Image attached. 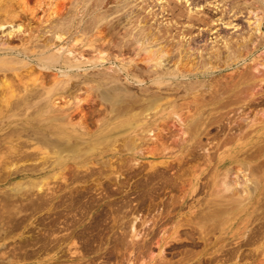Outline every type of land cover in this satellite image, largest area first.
<instances>
[{"label": "bare ground", "instance_id": "obj_1", "mask_svg": "<svg viewBox=\"0 0 264 264\" xmlns=\"http://www.w3.org/2000/svg\"><path fill=\"white\" fill-rule=\"evenodd\" d=\"M39 1L37 3L41 4V1L40 2ZM57 1H59V2H57ZM131 1L132 0H48L47 3L49 5V8H51V10L49 11L47 9L49 12H48L46 18H44V17H42V19L38 18L39 19L38 24L41 23L40 24L41 26L38 25V26H35V28L34 27L32 28L29 17L34 18L35 13H34L33 8H26L27 0H0V12H2V13H0V32H1V35H0V74L1 75L0 76L2 77L0 79V113L5 112L7 110L10 111L9 109L25 110V109L32 108L31 110H34V113L38 114V116H36V117L30 116V119L28 118L29 116L25 114V116H24L25 119L23 117H21L23 119L21 126L18 125L20 123L17 124V122H14L16 117L12 118V117L8 116V118H11L14 120L13 121L14 123L11 122L13 124V127H10L8 132H4L5 140L7 138H10V136H12V135L13 136L15 135V139H11V140L9 139L7 141L2 139L5 141V143H4L5 145L4 144L2 145L0 143V154H3V155H0V167H2V170H3L4 169L3 166L6 164V162L12 163V160H14V159L22 160V161L34 159L33 161H35V158H37L36 157V155H37L36 151H33V149L30 151L29 150L27 151L26 150L27 148L26 149L23 148V147H25L24 146L25 142L23 141V139L20 140V136L22 133H25L27 137L33 138L38 143H41V146L43 145L42 146L43 148L44 147H46V149L49 147H51V149L53 148L51 152L56 155V156L53 155V157H52L53 160H51L50 155L48 154L49 155V157H48V156H46L47 155L45 153L46 151L43 152V154H45L43 156H46V158L47 157L49 158L46 160L47 161L50 160V161H48L49 163H48V165L46 164V166L44 165L45 163L41 161V160L45 159V157H44L43 159L41 158V160H40L41 162H39V163L34 162V164L24 165V166L19 167V168L16 167V169H7V170L5 169L7 172V173L5 172V174H7V176L6 177L3 176V179L5 177V179H4L5 183L8 182L9 180H11L13 178L11 176L13 175V176H18V177H26L27 179H29L28 181L30 183H32V184L37 183L39 185V186L37 185L38 188L39 187L41 188L42 186H45V185L47 186L49 183L45 182L44 180L47 179L48 177H50L49 170H51L52 167H59V168H61V170H63L62 168H65L67 166V161L69 162V160L66 161V159L72 158L71 153H73V155L78 154V149L80 148L81 143H83L84 145L88 144V142H90V137L91 138L93 137V139H94V137H96L97 134H100V137L103 134L109 136L110 134H112L114 132V130L117 129V125H118V124H116L117 121H120L119 125L121 124L124 127L123 128L121 125L119 126V128L122 127V129H123L122 130L123 132L119 131V133H123V134L126 133L127 134L126 138L129 139L130 141H132L130 143L134 142L135 146L137 144V143H135V142H137V141H135L137 138H138V140L142 139V141H143L146 138V136H150L149 138L147 137L146 140L152 139L155 142L156 138L161 136V134H159L158 132H156L157 134L153 133V131L156 129H155V127H152V125L153 126L158 125V123L157 124L155 123L156 120H162V123L165 122L164 121L165 115L162 116L161 113L174 112V110L177 108L179 109V108L186 107V108L195 110V112L198 111V113H199V111H203V112L207 111L208 113H210V112L215 113L214 111H217V110L219 111L221 109H225V111L227 112V113L225 112V114H229L228 111L238 112L237 110H240L239 114L236 113L237 117L231 116L228 118V116L223 114L224 116L221 118V120L219 119V122H218L220 124L216 125L215 127H218V126L222 127V126L227 125V124H230V125L232 124V126H234L235 129H238L240 132L243 128H245V129L247 128V132H248L249 126H252V124H253L252 123L253 119L250 118V119H252V122L250 120H248L247 118H249V117L242 115L243 111L244 110L250 111V109L256 110V107H259V108L261 107V110H263L262 108L264 106V60H258L259 58H256L258 56L255 57L256 52H258L259 50H262L264 48V0H226V1L217 0L216 2L223 4L224 8L220 9L221 10L220 11L219 7H218L217 8L218 10H216V12H215L218 16L214 17L213 16L214 13H213V15L210 14L213 16L212 18L206 17V15H205V17H203L202 15H199V16H201V18H200L197 15L198 13L194 14L195 16H192L193 13L190 14V16H188L186 14V12H185L186 17H185L182 14L183 11L181 10L182 11L181 12L179 10L181 12L179 14L182 15V17L184 16V18H187L186 21H188V23L190 22V25H189L190 28L187 27L188 23L186 22L187 23L186 28H184V31L181 30L183 33L187 32V33H185V35L188 33L191 34L192 27H194L195 25H201L202 28H204V29L200 28L201 30L198 33L196 32L197 33V36L195 35L196 38H191V35H190L189 38H191V39L187 40L188 43H186V45L179 42L180 41L179 40L178 42L181 43V44H179V46L174 45V44H168L169 42H166L168 44L167 47L163 46L161 44L160 40L165 38L166 32L168 30H170V28L173 26L172 22H171V25H172L171 27L170 26L166 27L164 25L163 26L158 25L159 27L156 26L157 30L154 28L155 29V31L153 30L154 32H152V31L150 32L149 29L147 31V29L143 28V27H141V28L139 27L140 29L138 31L136 29V31H137L136 33L134 32L135 30L133 31L134 33L131 32L133 28L131 30L127 29L126 25L129 24L130 22H132L129 20L131 18H133V16H137V18H139L138 16L141 14L142 8L144 9V6L146 5V3L144 1V4H142V6H140L138 8V5L141 4V1H139L140 3L137 2V4L139 3L138 5H135V4L130 5ZM162 1H160V3H158L159 8L157 7V9H159V12L158 11L156 12L157 13L156 16L159 13H160V16H163V15L167 16V13L170 11V12H172V13H170V15L173 17L174 16L173 11H174V14H175V12L177 13V11L173 10L175 8V6L173 9H170L172 7V5L167 4V3L165 4ZM167 1H165V2H167ZM180 1H184L188 5V7L191 6L192 7L191 10H193V8H195V9L197 8L196 7V5H197L196 1L194 2V0H180ZM197 1H199L201 3L200 0H197ZM204 2H206V1H204ZM67 3H69L70 5L68 4L69 6H67ZM81 3H83V6H80ZM87 3L89 4V6H87ZM154 3L157 4L156 2H154ZM149 4L146 6L148 7ZM207 5H208V3H207ZM200 6H202V5H200ZM81 7L83 8V10H85V8H86V10L90 11V12L87 11V14H88V12H89V14L91 13L89 15L91 17L90 18L91 19L90 20V24H91L90 26L92 28L91 30L95 34H94V39L92 41L89 40L87 43H85V45L87 47H90V50L93 51L94 53L96 52V54H95L96 56H95L94 60H89V59H87L86 56H85L86 59L83 57L84 53H82V51L85 50L84 48L82 49V47L84 46L83 44L80 46H78L79 44L77 45L78 49H79V51H78L79 56L77 55V51H76L77 49L73 50L71 48H65L63 46L64 42L62 41V39H64L65 34L70 35V32L73 33L74 30H76V32H79V33H82V32L84 33L83 30H85V29L87 30L90 27L89 26L88 28L87 27L85 28V26H84L85 21L83 22V20L85 18L84 17L85 15H83L84 12L82 14L83 10H81ZM205 7H206V5H205ZM90 9H92V10H90ZM213 9L215 10V8H213ZM256 9H261L262 13L260 15H262V16H260V18H258L256 20V22H254L255 23L254 26L252 27L250 25L249 20L246 22V24L244 23L245 25H247L246 26L247 28H250L249 26H251V28H253L252 33H250L251 34L250 36L248 34V37H245V38L242 37L240 39L233 40L231 37H228L230 35H226V33H225L226 30L227 31L238 30L237 28L240 27L239 23L235 22L237 20L236 19L237 17H243V19L244 18L247 19L248 15L249 16L251 15V11H254ZM45 11H46V9H45ZM191 12H189V13H191ZM70 13H72L71 14L72 18L69 17V16H71V15H69ZM113 13H117V14L119 13V14L115 18L111 17L112 19H108V17H110V15ZM142 13H143V11H142ZM57 15H58V17H56ZM152 15H153V17H151V18H154L153 13H152ZM156 16H155V18H156ZM164 16H163V18H164ZM175 16H178L179 19L178 18L177 19L180 21L181 16L176 15V14H175ZM207 16H209V15H207ZM24 17L27 18L26 21H25L26 18L24 19ZM143 17L144 16H141L140 19L141 18L143 19ZM257 17H259V16H257ZM142 19H141V21H142ZM243 19L239 18V20H243ZM154 21L155 20H153V23L155 24V22H157V21H155V22ZM182 21H184V20H181L180 22H182ZM46 22L48 23L47 25H46ZM240 22H243V21H240ZM42 23H45V24L42 26ZM177 23L179 24V22H177ZM132 24L134 25V22ZM138 24H139V22H138ZM244 24H242V25H244ZM251 24H252V22H251ZM135 25H136V20H135ZM143 26L145 27V25H143ZM146 27L149 28V25H146ZM150 27H151V25H150ZM184 27H185V25H184ZM122 28L125 31L123 32L122 35H120L119 31H120V29L122 30ZM241 28H242V26H241ZM243 28L241 29V32H239V33H242ZM172 29H174V28H172ZM176 30H173V31L177 32ZM221 30L224 31L223 35L225 33V35L223 36L222 42H220L222 45L219 44V46H217L218 45V43H217V45H216L217 47L215 45H213V47H210V45L207 46L206 42H209L212 38L211 39L209 38V41H207L208 37L205 38V35L211 31V33L215 39L222 32ZM80 31H82V32H80ZM106 32H109L112 35L113 34L117 35V38L115 40H113L111 38L107 39V36L105 37V35H104ZM169 32H167V33H169ZM193 34L194 33L192 32V35ZM242 34H244V33H242ZM112 35H111V37H112ZM168 35H166V37H169ZM235 36H237V35H235ZM244 36H245V34H244ZM210 37H212V36H210ZM232 37H233V35H232ZM173 38H174V36H173ZM173 38L171 37V42H173L172 41ZM54 39H56V41L58 42V43L54 42L57 45L52 42V40L54 41ZM181 39H182V37H181ZM187 39H188V37H187ZM218 39H219V37H218ZM13 40L21 41L22 43L20 46L19 45L18 46H15V45L11 46V43L13 42ZM165 41H167V40H165ZM201 41L203 42L202 44L204 46H202L201 43L198 44ZM216 41H214L215 44H216ZM27 42H30L31 44L33 43L32 44L33 46L29 43L33 48L30 49L29 46L23 47L25 43L27 44ZM214 42H212V43H214ZM9 43H10V45H9ZM79 43H80V41H79ZM184 43H185V41H184ZM133 45H134V47H133ZM154 46L155 47L157 46V47L154 49ZM175 46H177V47H175ZM103 48H107L109 50L111 48H115V49L117 48L118 52H119V50L120 51H130V52L132 51V52H134L135 55L139 56L137 61H139L141 64L139 62H137L136 59L131 58L130 56H129V59H127V58L124 59L125 57L124 58H118L114 54L107 53L106 52L107 50L105 51V49H103ZM110 51H112V50H110ZM196 51H197V53H195ZM203 51H206V52H203ZM195 59L197 61H194ZM107 64H115V66H111V65L106 66ZM34 70H37L38 72H41L42 74L39 75L38 77H36V79L33 78V80H31L32 83L28 82V81L27 82L29 84L27 82H24V80H23L24 74L34 72ZM226 71H229V73L226 74L225 73ZM218 75H221L222 77L220 76V78H216ZM91 80L94 81V83H96L95 86H93L94 83L93 84L91 83V86H89L90 83L88 81L92 82ZM81 84H85V85L89 84L88 88L94 87L96 94H94L93 96H95V95L96 96L93 98V96H91L92 95L91 94L89 97V94L85 93V95H84L85 97L78 98L76 91L78 89H80L79 87ZM197 87H199V90H200V92L198 94V89H197V95L200 96V99H198V98L196 99L195 97H193V98H195V100L190 101V102L189 101L178 102L175 99H168L169 95H171L170 96V98H171L172 95H175L173 93H177L178 90L189 92V91H192V89L197 88ZM86 90H87V88H86ZM179 93H181V92H179ZM63 94H65L67 96H72L74 99L73 102L75 103V106H68L67 108H65V107L63 108L62 104L61 105L59 104V102H61L63 100V99H61L63 97ZM61 95H62V97H61ZM55 96H57V97H55ZM181 96L183 97V96H185V94L182 93ZM186 96H187V94H186ZM191 96H196V95L194 94ZM13 97L15 98V100L14 99L12 100ZM159 97L160 98L162 97L163 99L161 98L160 99L161 101H159ZM67 100H65V105L66 104L70 105L71 104L70 100L69 101H67ZM95 100H99V102L100 101L106 102L107 107L103 106V108L101 109V107H102L101 105H103V104L100 105L101 102L100 103L98 102V105H100L101 107L99 109H97V107H96L95 109H96V112H98L100 118L98 117V119L95 120L97 122H96V127H94V128H96L94 130L96 131L97 134L95 136H91L92 133H90V132L92 130L88 131L90 129L87 128L88 125L86 124V122H87V115L85 113L86 111L84 112L82 110L81 106H82L83 102H87V103L93 102L94 103ZM63 106H64V104H63ZM71 107L72 108L75 107V111L78 108V111L80 112V118L81 119H80V121L79 120L76 121L77 123H73V121H71L72 112H71V115L69 113L70 110L68 112V109H71ZM150 107H152V108H150ZM148 108H149V110L154 109V108H159V111L154 112L153 114L151 113V115L150 114L146 115L149 112V110L146 113L144 111H147ZM154 110H156V109H154ZM73 111H74V109H73ZM25 112H26V110H25ZM119 114L121 115L120 118H119V116H120ZM142 114L145 115L144 116L145 119L141 121L139 119V116ZM166 114L169 116V113H166ZM217 114L220 115L219 112ZM217 114H216V116H217ZM231 114H233V113L231 112L230 115ZM117 115H119V116L117 118V121H115V123H110L113 121L107 120L109 118H112V116L116 117ZM122 115H123V117H122ZM201 115L202 114L199 115L200 117L198 116L199 117L198 121L202 123L206 119H208V115H207V117L205 116L204 118L203 117L201 118ZM259 115H260L258 117V119H260L259 122H261V126H264V112L262 111V114H259ZM5 118L7 119V117H5ZM219 118H220V116H219ZM94 119H95V117H94ZM225 119H227V123H225L226 121L224 123L222 122L224 124L223 125L220 121H224ZM19 120L20 121H18V122H21V119H19ZM123 120H125V121H123ZM255 120H257V118ZM5 121L7 122V120H5ZM193 121L195 123H198L197 117ZM8 122L9 123H7V125L10 126V121L8 120ZM142 122H144V123H142ZM162 123H161V125H162ZM188 123H186V124H188ZM149 124H150V126H149ZM168 124L169 123H167L166 125H168ZM213 124H215V123H213ZM213 124L210 126H214ZM205 125H206V123H205ZM8 126L6 128H8ZM125 126H127V127L129 126L128 129L127 128L125 129ZM194 126H195V124H194ZM1 127H3V126H1ZM1 127H0V129H3ZM166 127L167 126H165V128H163V129H166ZM188 127L191 128L192 125H190V123H189ZM6 128H5V130H6ZM119 128L117 130H119ZM129 128H131V129H129ZM152 128H154V130ZM168 128H170V127H168ZM91 129H93V128H91ZM175 129H177V127ZM191 129H189L188 131L190 132ZM197 129H198V127H197ZM157 130H159V129H157ZM95 131L93 133H95ZM226 131H229V129ZM167 132L168 131L164 132V134ZM231 132H234V130ZM231 132H229L231 135H229L228 140L229 141L238 140L239 138H237V139L235 138L238 136V133L234 134ZM169 133H170V131H169ZM190 133L192 134V131ZM217 133H219L218 130H217ZM174 134H176V132L173 133V136L171 135V137H174ZM219 134H221V133H219ZM1 135H3V133ZM92 135H94V134H92ZM139 136H142V138H139ZM164 136H163V139H164ZM167 136L168 135H166V137ZM179 137H181V135ZM218 137L220 138V135ZM110 138H112V137H109V139ZM115 138L116 137H114V139ZM168 138H169V136H168ZM250 138L251 139H249L248 142H245L243 144L238 143V144H235L234 146H231L227 150V153L224 156L219 157L217 159L215 165L213 166V169H212V176H213L212 178L213 179L211 178L212 179L211 183L215 182V178H216L217 174H218L217 176H219V174H222L224 177L222 175H220V177H223L221 179V183L224 185L223 189H224V191H227V193L225 192L224 194H221V193L219 194L216 191L215 194H213L212 196L208 195L206 198L201 200L199 198H196V194L198 192L197 191V183H199V176H197V175L193 176L194 174L193 175L191 174V176H193V177L190 178V181H189V179H187V182L189 183L188 184L189 187L186 188L185 190L183 189V191H182L183 195L181 196V198H182L181 204L185 203L188 199L194 198V197L196 198V199L195 198L194 199L199 204L201 203L203 205L204 204L203 202L205 201L206 202L205 205L202 208H199L197 210L195 209L196 212L194 211V214L190 215V216H193V218L195 217V219L199 218L201 220H206L207 222L205 224L201 223L198 225L195 222L193 223L191 218H188V219L186 218V219H184L183 222H179L181 220L177 219V221L175 222L176 223L175 225L177 228L181 227V226H186L187 228H185V230H183L182 233L185 235V237L190 238V239L193 238L194 231L198 230L199 231L198 233H200L199 238L202 239V241L204 242V248H207L208 245L210 247V244H211L210 241L211 240H209V242H208V238H209L208 236L213 233V231H214L213 229L216 230V228L218 226L217 224L223 223V222H221L222 219L217 220L218 217L220 216L219 218H221V216L225 212L227 213V212L234 211L235 208L238 207V205L236 206V204H239L240 202H242V204H243L247 200H249L250 195H251V193L249 191L251 189L253 190V187L256 188L255 182L251 181V179H250V181L254 183L253 185L251 183H249L248 181L243 182V183L240 181V178H238V177H239L241 172L239 173V175L237 172L235 174L236 176L232 174V176H234V177L230 176L231 175L230 173H232V171L234 169L233 167H235L234 165H236V167H237V166H240L242 164H245L243 162V160H245L246 158L247 159L252 158L255 156V154L257 152H260L261 150H263L262 149L263 146H261V145H263L264 143H261V145L258 144L257 146H256L257 143H254L255 140H258V136L257 137L251 136ZM182 139H184V138L182 137ZM100 140H102V139L100 138ZM152 140H150V142H152ZM157 140L159 141V138ZM176 141H177V138H176ZM176 141L174 140V142H176ZM182 141L184 142L186 140H182ZM187 141H189V139ZM199 141H201V140L199 139ZM199 141L193 142V144H195V146H193V147L190 145L192 147V149L190 150V153L188 152L189 154L184 155V153H183V155H184L183 158H181V159H180V157H179V159L175 158V160L178 161L176 163L177 168L174 167L175 166L174 162H176V161L173 162L172 161L173 159L169 160V161H172L173 164L170 163L169 161H168L169 163H167V162H165V160H163L164 161V162L162 161L163 162L162 164H164L163 167L166 168V169L163 168L164 171H166L167 168L168 169L172 168V166L174 165L173 167L177 170H180L182 173L187 171V170L191 172V170H192L191 167L189 166L190 167L189 168L187 166L189 164V161L195 162L196 160H199V158L201 157V154H203V156H205L204 152L200 154L198 152L200 150H197V147H198V149H200L199 147L203 145V144H200L202 142L199 143ZM127 142H129V141H127ZM140 142L138 141V143H140ZM144 142H142V143H144ZM148 142L149 141H147V143ZM154 142H152V143H154ZM160 142L161 141H159V144H160ZM162 142H163V140H162ZM226 142H228V141H226ZM96 143H98L97 140H96ZM224 143H221V144H224ZM163 144H161V146ZM179 145H180V143H179ZM259 145H260V147L257 148ZM91 146H95V145L87 146L86 150L88 151L89 148H92ZM187 148H186V150H187ZM37 149H39V148H37ZM37 149H34V150H37ZM162 149H165V148H162ZM90 150H92V149H90ZM114 150H116V149L114 148ZM128 150H130V149H128ZM138 150H140V147ZM201 150H202V148H201ZM43 151H44V149H43ZM63 151L70 153L69 158H64L65 154H63V153H62V155H60V153ZM87 151H85V152L83 151L84 154L87 153ZM149 151H150V149L148 150V152ZM89 152L90 151H88V154H90ZM137 153H134V152L132 153L130 151V153H128L129 156H124L123 158H126V159H128L130 157L135 158L137 156ZM149 153H151V151ZM152 154H153V152H152ZM258 156H260V155H258ZM39 157H42V156L39 155ZM74 157H75L74 159L76 161V156H74ZM78 158L79 157L77 156V159ZM87 158L85 157V159H87ZM202 158H200V159L202 160ZM208 158H209V156H208ZM119 159H121V157ZM8 160H9V162H8ZM122 160H120V162ZM70 161H71V159H70ZM75 161L72 160L71 163L74 162L73 165L76 166V168L85 166L86 169L84 168V172H87L86 170L89 168L88 163H86L87 160H86V162L81 160L80 163H82V164H80V165H75ZM78 161H80V160H77V162ZM112 161L110 160L108 162V166L106 165L108 168H110V170H111V168L113 169L115 167ZM126 161H128V160H125V161L123 160V162L121 164L119 163L120 165L117 167L122 168V167L127 166L128 168L131 167L130 168V170H131L133 163L131 162L132 164L129 165V164H126ZM203 161L204 160H202L201 163ZM106 162H105V164H106ZM187 162H188V164H187ZM194 162H193L192 167L195 168L196 165L198 164L197 163L198 161L195 162L197 164H195ZM11 163H9V164H11ZM262 163H263V161H262ZM105 164L103 163L102 165H105ZM138 164H140V163L138 162ZM209 164L210 163L208 162V165ZM148 165L150 167V170H151V168L154 169L156 167L155 163L151 162V161L148 163ZM156 165H158V164H156ZM247 165H249V163L246 164V169H247ZM259 165L261 166L262 164H259ZM139 166H141V165H139ZM139 166L137 165V168ZM257 166H258V164H257ZM198 167L199 166L197 165V168ZM255 167L256 166H254V168ZM9 168H10V166H9ZM158 168H159V166L157 167V169ZM251 168H253V165L250 167V171L252 170ZM221 169H223V171ZM235 169L237 170V168H235ZM238 169H240V168L238 167ZM133 170L135 171V168ZM133 170H131V171H133ZM158 170H160V168ZM158 170H156V168H155V171H158ZM219 170H221L222 172L221 171L219 172ZM248 170H249V168H248ZM116 171H117V169H116ZM164 171L160 170V173L164 172ZM53 172L55 173L54 170H53ZM70 172H71L70 173L71 177L76 176V174H75L76 171L75 172L70 171ZM82 172L80 171L79 174H81ZM104 172H105V170H104ZM110 172L113 173V172H115V170L113 169ZM233 172H235V171H233ZM156 173H154V174H156ZM177 173H178V171H177ZM251 173H252V171H251ZM114 174H116V173H114ZM154 174H152V175H154ZM116 175H117V177L120 176V175L118 176V174H116ZM149 175H150V173H149ZM149 175H148V177H149ZM164 175H165V173H164ZM64 176H65V174H64ZM176 176L178 179H180V180L182 179L181 180L182 184L187 183L186 181H184L183 178L180 177V175H176ZM0 177H1V175H0ZM61 177H59L60 180L63 183H67L66 177H63V174ZM114 177H116V176H113V179L115 180L116 178H114ZM1 178H0V180H1L0 182H2ZM172 178H170V179H172ZM42 179L44 182L42 181ZM158 179H159V177H158ZM60 180H59V182H60ZM166 180H167V178H166ZM241 180H243V179H241ZM219 181H220V179H219ZM16 182H19V181H16ZM39 182H40V184H39ZM57 182H58V180H57ZM216 182H217V180H216ZM216 182H215V185H217ZM179 183H180V181H179ZM59 184L60 183H58V185ZM173 184H174V182H173ZM204 185H206L205 182H204ZM221 187H222V185H221ZM221 187L219 189L220 191H221ZM237 187H239V188H237ZM203 188H204V186H203ZM213 188H214V186H213ZM202 189L200 191H203ZM237 189L240 190L238 193L241 192V195H242L241 197L240 196L237 197L239 195L238 193H236ZM21 194H23V193H21ZM14 195H16V194H14ZM20 196L21 195H19V198H20ZM55 196H56L55 192L53 193V191H52L51 193H49L47 195L43 194L42 196L37 197L38 199H36L34 202H33V200L36 197H34V199L33 198L31 199V197L30 198L27 197V199L29 198L30 202L32 204L34 203V205H35L36 201H39L38 202L39 204L41 202H43L42 199H44L45 201H50V200L52 201ZM205 196H206V194H205ZM137 198H139V197H137ZM201 198H203V197H201ZM129 201H130V199H129ZM174 202H173V204H174ZM38 203H37V205H38ZM167 206H169V205H167ZM171 207L172 206H170V208ZM163 211H165V210H163ZM163 211L158 214L159 217H157L158 219L156 220L155 224L162 223V222L164 223V221H168L170 218V217L168 218L169 214H173L172 209L167 208V210L165 212H163ZM191 211H193V210H191ZM233 213L235 214V212H233ZM215 218H217V219H215ZM211 219H215V220L212 221ZM210 220H211V222H210ZM223 220H224V218H223ZM228 220L229 219L226 220L227 223H228ZM230 221L232 222V220H230ZM208 222H209V224H207ZM261 222H264V220L260 221L259 223H261ZM215 223H216V225H215ZM224 223H226L225 220H224ZM259 225L260 226L257 229H255L254 231L252 228H250V229H252L253 232H250L248 237L246 235V237H247L246 239L243 238V237H245V234H243L241 236L244 239L242 243H241V241H240L241 239H240L238 241V242H240V244L237 242L236 244L234 243L235 244V247L233 246L234 248L230 247L231 251H234V252L229 253L230 256L235 255L237 250L240 248L241 244H249V243L253 242L254 239H257V238L259 239L260 236H261L260 238H262V236L264 235V223H261ZM129 226H131L130 228L128 227L129 230L131 229V230H134V232H135V229H134L135 227L132 224ZM121 228H123V227H121ZM226 229L227 228L225 227V231H226ZM151 230H152V228H151ZM207 234H208V236H207ZM246 234H248V233L246 232ZM219 236H222V235H219ZM174 237H175V235H174ZM120 238H124V237L122 236ZM136 238L140 239L139 237H136ZM219 239L220 238L217 237V238H215V241H217ZM146 240H147L146 236L142 238V242L140 241L141 243L137 239H135V240L132 239L131 244H129V245H131L130 247L133 249L134 248L139 249L140 251L142 249L146 250L145 248H148V246H150V245H148V243L151 242V240L148 242ZM259 240H262V239H259ZM121 241L119 240V242L122 245ZM125 242L126 241L124 240L123 241L124 245L126 244ZM215 244H217V243H215ZM124 245H123V248L126 247ZM219 245H221V243H219ZM215 246H218V244ZM223 247H224V245H223ZM218 248H219V246H218ZM226 248H228V247H226ZM117 250H118V247L115 250V252H116V253H114L115 256L119 255L117 253L121 252V249L118 251ZM122 252H123V249H122ZM188 252H190V251H188ZM198 252L199 251H197L194 254H197ZM138 254H139V252H138ZM194 254L191 252V253L187 254L186 256L183 255L187 258V263H189V260H191L192 258L194 259ZM197 255H195V257ZM187 256L190 258H188ZM51 257H53V256H51ZM50 259L51 258L48 257V260H50ZM180 259L182 260V257ZM195 259H197L198 260L197 262H199L198 257ZM181 260H177V261H181ZM95 262H96V260H95ZM164 262H166V261L159 259L157 264H162ZM192 264H193V262H192Z\"/></svg>", "mask_w": 264, "mask_h": 264}, {"label": "rangeland", "instance_id": "obj_2", "mask_svg": "<svg viewBox=\"0 0 264 264\" xmlns=\"http://www.w3.org/2000/svg\"><path fill=\"white\" fill-rule=\"evenodd\" d=\"M38 1L39 0H27V4H26V8H33L34 9V13H35L34 14V18H30L29 17V20H30L32 28L33 27L35 28V26L40 25L41 23L38 24L39 19H42V17L46 18L48 12L51 10V8H49V5L47 3L48 0H40L41 4L37 3ZM132 1H131L130 5H134V4L138 5L140 3L139 1H141V4L138 5V8L140 6H142V4H144V1H145L146 5H148L150 3L152 6L150 4H149L148 7L145 5L147 8L145 6H144V9L142 8L143 13L141 11V14L138 16L139 18H137V16H133V18H131L129 20V21H132V22H130L129 24L126 25L127 29L131 30L133 28L131 32L132 33H134V32L136 33L141 27H143V28H146L147 31L149 29L150 32L151 31L154 32L155 29L157 30V27H159L158 25H162V26L164 25L166 27H168V26L171 27L173 25L170 28V30L167 31V32H169V31L170 32L169 33L166 32V35L169 34L168 35L169 37H166V35H165V38L160 40L161 44L163 46H166V47H167L168 44H174V45H178L179 46V44L182 43V44L186 45V43H188L187 40H190L191 38H196L197 33L201 30L200 29V28H202L201 25H195L194 27H192V32L194 33L193 35H192V32H191V34L188 33L186 35H185V33H187V32H184V33L182 32V31H184V28H186L187 23H188V21H186L187 18H184V16L186 14L188 16H190V14L193 13L192 16H195L194 14L198 13L197 15L200 18H201V16H199V15H202L203 17H205V15H206V17L212 18L213 16L214 17L218 16L215 13L216 10H218L217 9L218 7H219V10L224 8L223 4L216 2L217 0H200L202 4L199 1L194 0V2L196 1L197 5L199 3L200 4L198 5L199 7L196 5L197 8L196 9L193 8V10H191L192 9L191 6L188 7V5L184 1H180V0H168V1L167 0H163V1L162 0H158V1L157 0H136V1L132 0ZM153 1L156 2L157 4H155ZM160 1L164 2L165 4L167 3V4L172 5V7L170 9H173L174 6H175V8L173 10L177 11V13L175 12L176 15L181 16L180 17V21L184 20V21H182L183 23L178 20L179 18H178V16H175L174 11H173V15H174L173 17L170 15V13H172L170 11L167 13V16L163 15L164 18H163V16H160V13L156 16V14H157L156 12L157 11L159 12V9H157V7H158V3H160ZM165 1H167V2H165ZM202 1L203 2L206 1V2L203 3ZM224 1H226V0H224ZM57 2H59V1H57ZM137 2H139V3L137 4ZM88 3H87V6H89ZM207 3H208V5H207ZM68 4L69 3H67V6L70 5V4L69 5ZM200 5H202V6H200ZM205 5H206V7H205ZM80 6H83V3H81ZM212 7L215 8V10ZM45 9H46V11H45ZM81 10H83L82 7H81ZM90 10H92V9H90ZM179 10L183 11V13H182L184 15L183 17H182V15L179 14L182 11L180 12ZM87 11H89V10H86V8H85V10L82 11V14L84 12L83 15H85L84 16L85 18L83 20V22L85 21L84 22L85 28L86 27L88 28L91 25L90 24V20H91L90 18L91 17L89 16L91 13L89 14V12H90L89 11L88 14H87ZM185 12H186V14H185ZM189 12H191V13H189ZM0 13H2V12H0ZM152 13L154 14V18H151V17H153ZM213 13H214V15H213ZM261 13H262L261 9H256L254 11H251V15L252 16L248 15L247 19L246 18L243 19V17H237L236 18L237 20L235 22L239 23L240 27L238 26L239 28H237L239 31L238 30H233V31H231V30L227 31L226 30L225 31L226 35H230L228 37H231L233 40H235V39L237 40V39H240L242 37L243 38L248 37V34L250 36L251 35L250 33H252V29H253V28H251V26L253 27L254 24H255L254 22H256V20L258 18H260V16H262V15H260ZM71 14L72 13H70L69 15H71ZM118 14L117 13H113V14L110 15V17H108V19H112L111 17L115 18ZM210 14H212L213 16L210 15ZM207 15H209V16H207ZM141 16H144L143 19L141 18L142 21L140 19ZM155 16H156V18H155ZM257 16H259V17H257ZM56 17H58V15ZM69 17L72 18V15L69 16ZM25 18L26 17H24V19ZM239 18L243 19V20H239ZM26 20H27V18L25 19V21ZM135 20H136V25L139 22V24L137 26L135 25ZM153 20L157 21L158 23L154 21L155 24L157 23L155 25L153 23ZM248 20L250 21V25L251 26H249V27L251 29L247 28L246 27L247 25H245ZM240 21H243V22H240ZM133 22H134V25L132 24ZM171 22H172V25H171ZM177 22H179V24ZM251 22H252V24H251ZM44 24L45 23H42V26ZM47 24L48 23L46 22V25ZM242 24H244V25H242ZM143 25H145V27ZM146 25H149V28L146 27ZM150 25H151L152 28L150 27ZM184 25H185V27H184ZM189 25H190V22L188 23V26H187V27L190 28ZM241 26H242V28L244 27L242 33H244L245 36H244V34L239 33V32H241V29H242ZM172 28H174V29H172ZM88 29L87 30L86 29L83 30L84 33L82 31H80L82 33H79V32H76V30H74L73 33L70 32V35L69 34H65L64 35V39H62V41L64 42L63 46L65 48H71L73 50L77 49L76 51H77V55L78 56H79L78 46L83 44L84 46L82 47V49L83 48L85 49V50L82 51V53L85 54V55L83 54V57L85 59L87 57V59H89V60H94L95 56H96L95 55L96 52L94 53L93 51H91L90 47H87L85 45V43H87L89 40L92 41L94 39V34L95 33L91 30L92 29L91 26ZM136 29H137V31H136ZM202 29H204V28H202ZM173 30H176L177 32H174ZM124 31L125 30L123 28H122V30L120 29L119 34L122 35ZM223 32L224 31L221 32L222 34L221 33L219 34V36H218L219 39H218V37H216L214 39L211 31L209 33H207L206 34L207 36L205 35V38L208 37L207 41H209V38L210 39L212 38L210 40L211 42L210 41L206 42L207 46L210 45V47H213V45L216 46L217 43H218L217 46H219V44H221L220 42H222L223 36L225 35V33L223 35ZM106 33L104 35H105V37L107 36V39L111 38V39L115 40L117 38V35H114V34L112 35L109 32H106ZM0 35H1V32H0ZM111 35H112V37H111ZM190 35H191V38H189ZM232 35H233V37H232ZM235 35H237V36L239 35V36L237 37ZM173 36H174V38H173ZM210 36H212V37H210ZM171 37L173 38L172 39L173 42H171ZM181 37H182V39H181ZM187 37H188V39H187ZM165 40H167V41H165ZM183 40L185 41V43H184ZM79 41H80V43H79ZM178 41L181 42V43H179ZM214 41H216V44H215ZM52 42L53 43L54 42L58 43L56 41V39H54V41L52 40ZM166 42H169V43L167 44ZM212 42H214V43H212ZM10 43H9V45H10ZM21 43H22L21 41L13 40V42L11 43V46H14V45L15 46L19 45L20 46ZM29 43L30 42H27V44L25 43L26 45L24 44V46L23 45L22 46L23 47H25V46L28 47L29 46L30 49L33 48L32 47L33 43L32 44L30 43L32 46ZM56 43H54V44H56ZM200 43L202 44L203 42L201 41L198 44H200ZM202 46H204V45L202 44ZM133 47H134V45H133ZM156 47L154 46V49ZM175 47H177V46H175ZM103 49H105V51L107 50L106 51L107 53L114 54L118 58H124L125 57L124 59H126V58L129 59V56H130L131 58H134L137 61V59L139 57V56L135 55L134 52H132V51L130 52V51H120L119 50V52H118L117 48H116L117 50L115 48H111L110 50H112L113 51L112 52V51H110L107 48H103ZM263 50H264V48L262 50H259L258 52H256L255 57L258 56V57H256V58H259L258 60H264V51ZM203 52H206V51H203ZM195 53H197V51ZM194 61H197V60L195 59ZM137 62H139V61H137ZM109 65L115 66V64H107L106 66H109ZM225 73L228 74L229 71H226ZM41 74H42L41 72H38L37 70H34V72H30L28 74L27 73L24 74L23 80H24V82L28 81V82L32 83L31 80H33V78L36 79V77H38ZM220 76L221 75H218L216 78H220ZM1 78L2 77L0 76V79ZM88 82L90 83V85L88 84L89 86H91V83L92 84L94 83V81H92V82L88 81ZM95 84L96 83H94L93 86H95ZM88 85H85V84H81L80 85V87H79L80 89H78L76 91L78 98L85 97L84 96L85 93L89 94V97H90L91 94H92L91 96L96 94L94 87L88 88ZM86 88H87V90L88 89L89 90L87 91ZM197 89H198V94H199V92H200L199 87L194 88V89H192V91H189V92L188 91L185 92V91L178 90L177 93H173L175 95H172L171 98H170L171 95H169L168 99H175L178 102H180V101L181 102L182 101L183 102H186V101L190 102V101L195 100V98L196 99L197 98L200 99V96L197 95ZM179 92H181V93H179ZM182 93H184L185 96L182 97L181 96ZM178 94L179 95L181 94V95L179 96ZM186 94H187V96H186ZM194 94L196 96H191V95H194ZM57 96H55V97H57ZM95 96H93V98ZM61 97H62V95H61ZM193 97H195V98H193ZM161 98L159 97V101H161L160 100ZM13 99L15 100L14 97L12 98V100ZM61 99H63V100L61 102H59V104L60 105L62 104L63 108L64 107L67 108L68 106H75V103L73 102L74 99H73L72 96H67V95L63 94V97ZM65 100H67V101L70 100L71 104L70 105L69 104L65 105ZM98 102H99V100H95L94 103L93 102L92 103L91 102H89V103L83 102V104L81 106L82 110L84 112L86 111L85 112L86 115H87L86 124L88 125L87 128L90 129L88 131L92 130L90 133L94 134V135L91 134V136H95L97 134L96 131L94 130V129H96L94 127H96V122H97L95 120L98 119V117L100 118V116H99L98 112H96L95 108L97 107V109H99L102 106L101 107V109H102L103 106L107 107L106 102L102 101L103 102L102 103L100 101L101 102V103L99 102L100 105L103 104L101 106L98 105ZM63 104H64V106H63ZM150 108H152V107H150ZM31 109L32 108L25 109L26 112H25V110H20V109H17V110L16 109L15 110L9 109L10 111L7 110L5 112L0 113V121H1L0 125L3 126V127L0 126L1 128H3V129H0V131H1L0 132V140L2 141V142L0 141V143L2 145L5 143V141H7L9 139L10 140L11 139H15V135L14 136L12 135V136H10V138H7L5 140V135H4V132H8L10 127H13L12 123L17 122V124L20 123L18 125L21 126L22 125L21 123L23 121V119L21 117L24 118L25 114L29 116L28 117L29 119H30V116H32V117L38 116V114L34 113V110H31ZM73 109H74V111H73ZM154 109H156V110H154ZM154 109L149 110V108H148L147 111H144V112L146 113L149 110V112L146 115H148V114L151 115V113L153 114L154 112L159 111V108H154ZM262 109L263 110H261V107L260 108L256 107V110H254V109L251 110L250 109V111L249 110H244L243 111L242 115L246 116V117H249L247 119L250 120L251 122H252V119H253V122H252L253 124H252V126H249L248 132H247V128L246 129L243 128L241 130V132H240L238 129H235V127L232 126V124L231 125L230 124L224 125L223 123L225 121H226L225 123H227V119H225L224 121H220L221 123L223 122L222 124L224 126H222V127L218 126L219 128L215 127L216 125L220 124L218 122H219V119L221 120V118L224 116L223 114H225V112H226L225 109H221L219 111L218 110L214 111L215 113H213V112L208 113L207 111H204V112L203 111H199V113H198V111L195 112V110L189 109V108H186V107L179 108V109L177 108V109L174 110V112L161 113L162 116L165 115L164 116L165 117V119H164L165 122H163L164 124L162 123V120H156L155 123L156 124L158 123V125H156V126L152 125V127H155V129H156V130H154V128H152L154 130L153 133L157 134L156 132H158L159 134H161V136L156 138L155 142L152 139L146 140L147 137L148 138L150 137V136H146V138L143 141H142V139L138 140V138H137L135 140V141H137V142H135V143H137L136 146H135L134 142L130 143L132 141H130L129 139L126 138L127 137L126 133H124V134L123 133H119V131L123 132L122 131L123 130L122 129L123 126L120 124L122 126V127H120L121 128L120 129L119 128L120 121H117V118H118V116L120 114L117 115L116 117L112 116V118L114 120L112 118H109L107 120L113 121V122H110V123H115V121H117L116 122V124H118L117 125V129L119 128V130H117V129L114 130V132L112 134H110L109 136L103 134L100 137V134H97L96 137H94V139H93V137L92 138L90 137V142L91 143L88 142V144H85V145L83 143H81L80 144L81 146L79 145L80 148L78 149V154L76 155L74 153L75 155H73V153H71L72 154V158H69V156H70L69 152H66V151L61 152L60 155H62V153H63V154H65L64 158H69V159H66V161L69 160V162L67 161V166L65 168H62L63 170H61V168H59V167H52L53 169L51 168V170H49L50 177H48L47 179L44 180L45 182L49 183L47 185L48 187L45 185V186H42L41 188L37 187V185H38L37 183L36 184L30 183L28 181L29 179H27L26 177H18V176H13L12 175L11 176V177H13L11 179L12 181L9 180L6 183L4 182V179L7 176V174H5L7 169H16V167L19 168V167H22L24 165L34 164V162L35 163H39L41 161L44 162L45 163L44 165L46 166V164L48 165V163H49L48 161H50V160H48V161L46 160V159H49L48 158L49 155H50V159L51 160H53L52 157H53V155H55L54 153L51 152L53 148L51 149V147H49V146H48L49 148H47V149H46V147L43 148L42 147L43 145L41 146V143H38L33 138H29V137L26 136L25 133H22L21 136H20V140L23 139V141L25 142V144H24L25 147H23V148L24 149L27 148L26 149L27 151L28 150L30 151L32 149H33V151H36L37 152V155H36L37 158H35V161H33L34 159L33 160L29 159L27 161L26 160L22 161V160L14 159V160H12V163L9 162V160H10L9 159L8 162L11 163V164L6 162V164L3 166V168H4L3 170H2V167H0V169H1L0 170V175L2 177V178L0 177L2 179V182H0L1 183L0 184V264H47V263L48 264H153L157 253H159V250L162 252L163 250L169 249L170 246L174 245L175 248H177V247H183V244H185V245H187L189 247L200 248V246H196V245L192 246L186 241L182 242L180 236L181 235L183 236L184 234L181 233V232H183V230H185V228H187V227L186 226H181V227L177 228L176 225H175L176 224L175 222L177 221V219L181 220L179 222H183L184 219H186V218L187 219L191 218L193 223L195 222L198 225L201 224V223L205 224L207 222L206 220H201L199 218L195 219V217L193 218V216H190V215L194 214V211L196 212L197 209L202 208L205 205V203H206L204 201L203 205L201 203L199 204V203H197V201L195 199L199 198V199L202 200V199L206 198L208 195L212 196L213 194H215L216 191L219 194L220 193L224 194L225 192L227 193V191H224V189H223L224 185L221 183V179L224 177L222 174H219V176H217L218 174L216 175L215 182L217 180V182H216L217 185H215V182L211 183V180L213 179L212 178L213 177L212 176L213 166L215 165L217 159L219 157L224 156L227 153V150L231 146H234L235 144H238V143H242L243 144L245 142H248L249 139H251L250 138L251 136L252 137H255V136L257 137L258 136V140L254 141V143H257L256 146L258 144L261 145V143H264V126H261V122H259L260 119H258V117L260 116L259 114H262V111L264 112V106H263ZM69 110H70V112H69ZM237 111L238 112H236V111H228L229 114H225V115L228 116V118L231 117V116L232 117H237V114H239L240 110H237ZM68 112L70 113V115H71V112H72L71 121H73V123H77L76 121H78V120L80 121L81 118H80V112L78 111V108L75 111V107L74 108L71 107V109H68ZM218 112H219L220 115L217 114ZM231 112L233 114L230 115ZM166 113H169V116ZM144 114L139 116V119L141 121L145 119V117H144L145 115ZM200 114H202L201 118L202 117L204 118L205 116L207 117V115H208V119H206L202 123L199 122L198 118L200 117L199 116ZM216 114H217V116H216ZM8 116H10L12 118L16 117L15 121L13 119H11V118H8ZM219 116H220V118H219ZM5 117H7V119ZM94 117H95V119H94ZM120 117H121V115L119 116V118ZM122 117H123V115H122ZM196 117H197V122L198 123H195L193 121L194 119H196ZM250 118H252V119H250ZM256 118H257V120H255ZM19 119H21V122H18V121H20ZM5 120H7V122ZM8 120L10 121V126L7 125V123H9ZM123 121H125V120H123ZM160 122L162 123V125H161ZM188 122L190 123V125H192V127H191L192 129L190 127H188V125H189ZM142 123H144V122H142ZM165 123L166 124L169 123V124L166 125ZM186 123H188V124H186ZM205 123H206L207 126L205 125ZM213 123H215V124H213ZM194 124H195L196 127L194 126ZM209 124L210 125L213 124L214 126H210ZM7 126H8V128H6ZM149 126H150V124H149ZM165 126H167L166 129H163V128H165ZM128 127L125 126V129L126 128L128 129ZM168 127H170V128H168ZM176 127H177V129H175ZM197 127H198V129H197ZM5 128H6V130H5ZM91 128H93V129H91ZM129 129H131V128H129ZM157 129H159V130H157ZM189 129H191L190 132L192 131V134L188 131ZM228 129H229V131H226ZM165 130L168 131V132L164 134V132H166ZM217 130L221 134L217 133ZM233 130H234V132H231ZM94 131H95V133H93ZM169 131H170V133H169ZM172 132L173 133L176 132V134H174V137H171V135L173 136ZM229 132L234 133V134L238 133V136L235 137V138L236 139L239 138V139L238 140L229 141L228 140L229 139V135H231ZM2 133H3L4 136L1 135ZM166 135H168L169 138H168V136L166 137ZM178 135L179 136L181 135V137H179ZM219 135H220V138L218 137ZM163 136H164V139H163ZM99 137L102 140H100ZM109 137H112V138L109 139ZM114 137H116V138L114 139ZM182 137L184 139H182ZM139 138H142V136H139ZM158 138H159V141H161L160 144H159V141L157 140ZM176 138H177V141H176ZM2 139H4L5 141L2 140ZM181 139L182 140H186V141L183 142ZM188 139H189V141H187ZM199 139L201 141H199ZM96 140L98 141V143H96ZM150 140H152V142H154L155 144L150 142ZM162 140H163V142H162ZM174 140L176 142H174ZM127 141H129V142H127ZM138 141L139 142L141 141V142L138 143ZM147 141H149V142L147 143ZM196 141H199V143L202 142L200 144H203L202 146L199 147L200 149H198V147H197V150H200V151H198L200 154L204 152L205 156H203V154H201V157H200V158L203 157L202 160H204V161L201 163L202 160L199 158V160H196V161H198L197 162L198 164L195 163L196 161L195 162L194 161H191V162L189 161V164L187 162L188 165L187 164L186 165L188 167L189 166L191 167V169H192L191 172L187 170V171L182 173L180 170L175 169L174 167L177 168V164L176 163L178 162V161L175 160V158L179 159V157H180V159H181V158L184 157V155L189 154L190 150L192 149V147L195 146V144H193V142H196ZM226 141H228V142H226ZM142 142H144V143H142ZM179 143H180V145H179ZM221 143H224V144H221ZM161 144H163V145L161 146ZM90 145H95V146H91L92 148L88 147L89 148L88 151H90L89 152L90 154H88V151L86 150L87 149L86 147L90 146ZM137 145L140 147V150H138L139 147ZM260 145L257 148H259ZM261 146H263L262 149L264 150V144L261 145ZM113 147L116 150H114ZM161 147L165 148V149H162ZM37 148H39L40 150L37 149ZM186 148H187V150H186ZM201 148H202V150L203 149L204 150L202 151ZM34 149H37V150H34ZM43 149H44V151H43ZM90 149H92V150H90ZM128 149H130V150H128ZM149 149H150L151 153H149L150 151L148 152ZM263 150L260 151L261 153L257 152L254 157L249 158V159L246 158L245 160H243V162L245 164H242V165L237 166V167H236V165H234L235 167H233L234 168L233 171H235V172L232 171V173H230L231 174L230 176L234 177V176H232V174L235 175L238 172V175H239V173L241 172L239 177H238V178H240V181L242 183L248 181L252 185L254 183L251 182V181H254L255 184H256V188L253 187V190L251 189L249 191L251 193L250 199L247 200L243 204H242V202H240L239 204L241 206L239 204H236V206L238 205V207L235 208L234 211L227 212V213L225 212V213H223L221 218H219L220 216L218 217V219L215 218L217 220H220V219L223 220V218H224L226 223H224V220L223 221L221 220V222H223V223L217 224L218 226H217L216 230L213 229L214 231H213L212 234H210L209 236L207 234V236L209 237V238L207 237L208 238V242H209V240H211L210 241V243H211L210 247L208 245L207 248L217 249L218 246H219V249L226 248V247L234 248L235 244L240 239H241L240 241L242 243L243 240L246 239L249 236L250 232H253L255 229H257L260 226L259 224L264 223V222L259 223L260 221L264 220V218H263L264 217V210H263L264 209V151ZM83 151L84 152L87 151V153H85L86 155L84 154ZM130 151L132 153L133 152L134 153L138 152L139 154L137 153V156L135 158H131V157L128 158V159L123 158L124 156H129L128 153H130ZM43 152H45L47 154L46 155V156H48L47 158H46V156H43V155H45V154H43ZM152 152H153V154H152ZM183 153H184V155H183ZM0 155H3V154H0ZM39 155L42 156V157H39ZM258 155H260V156H258ZM74 156H76V161L74 159L75 158ZM77 156L79 157L78 159H77ZM208 156H209V158H208ZM44 157H45V159H43ZM85 157L86 158L88 157V158L85 159ZM120 157H121V159H119ZM41 158L43 160H41ZM70 159H71V161L72 160L75 161V165L82 164V163H80L81 160L84 161V162H86V160H87L86 163H88V165H89V168L86 170L87 172H84L85 166L76 168V166L73 165L74 162L71 163ZM122 159L124 161L128 160V161H126V164L131 165L133 163L131 170H133L135 168V171L134 170L131 171L130 170L131 167L128 168L127 166L122 167V168L117 167L123 162ZM134 159L135 160L137 159V160L135 161ZM171 159H173L172 160L173 162L176 161V162H174L175 166L173 165L174 167L173 166H172V168L169 167L170 169L167 168L168 171L167 170L164 171V169H166V168L163 167L164 166V164H162L164 162L163 160H165V162H167V163H169V162L172 163V161H169ZM77 160H80V161H78L79 163L77 162ZM110 160L111 161L113 160L112 162H113V164L115 166L113 168L115 170V172H113V173L110 172L113 169L111 168V170H110V168L107 167L108 166V162ZM120 160H122V161L120 162ZM150 161L155 163L156 170H158L160 168V170L164 171V172L160 173V170L155 171V168L154 169L151 168V170H150V167L148 165V163ZM262 161H263V163H262ZM102 162L104 164L106 162V164L102 165L103 164ZM138 162L140 164H138ZM193 162L195 164H197L199 167L197 168V165H196L195 168L192 167L193 166ZM208 162L210 163L209 165H208ZM247 163H249V165H247V169H246V164ZM156 164H158V165H156ZM257 164H258V166H257ZM259 164H262V165L260 166ZM137 165L138 166L141 165V166H139L140 168L138 167L139 169L137 168ZM252 165H253V168H251L252 169L251 170L252 173H251L250 167ZM9 166H10V168H9ZM158 166H159V168L157 169ZM254 166H256V167L254 168ZM238 167L241 170L238 169ZM235 168H237V170ZM248 168H249V170H248ZM103 169L105 170V172H104ZM116 169H117V171H116ZM53 170L55 171V173L53 172ZM69 170L73 171V172L76 171V173H75L76 176L71 177L70 176L71 172ZM221 170L223 171V169H221ZM221 170H219V172ZM80 171L81 172L83 171V172L81 174H79ZM177 171H178V173H177ZM153 172L154 173L157 172L156 173L157 175L154 174ZM114 173H116V174H118V176L119 175L120 176L117 177V175L114 174ZM149 173H150V175H149ZM151 173L154 174V175H152ZM164 173H165V175H164ZM62 174H63V177H66V182L67 183H63L60 180L59 177H61ZM64 174H65V176H64ZM191 174L192 175L194 174L193 176H196V175L199 176V183H197V191H198L197 194L198 195L196 194V198L194 197L195 199L194 198H190L185 203L181 204V200H182L181 196L183 195L182 191H183V189L185 190L186 188L189 187V185H188L189 183L187 182V179H189V181H190V178L193 177V176H191ZM148 175H149V177H148ZM176 175H180V177L183 178L184 181H186L187 183L182 184V181H181L182 179L181 180L178 179ZM220 175H222L223 177H220ZM3 176H5L4 179H3ZM113 176H116V177H114V178H116L115 180L113 179ZM158 177H159V179L160 178L161 179L159 180ZM166 178H167V180H166ZM170 178H172V179H170ZM219 179H220V181H219ZM241 179H243V180H241ZM250 179H251V181H250ZM57 180H58V182H57ZM59 180H60V182H59ZM16 181H19V182H16ZM42 181H43V179H42ZM172 181L174 182V184H173ZM179 181H180V183L182 185L179 183ZM200 182L201 183L203 182L202 183L203 185ZM204 182H205L206 185H204ZM58 183H60V184L58 185ZM219 183L222 185V187H221V185ZM39 184H40V182H39ZM114 186H117L118 188H114ZM203 186H204V188H203ZM213 186H214V188H213ZM220 187H221V191L219 190ZM147 188H151L152 190L151 191L150 190L147 191L146 190ZM237 188H239V187H237ZM201 189L204 192L200 191ZM141 190H144V191H141ZM52 191H53V193L55 192V194H56V196L54 197V199L52 201L51 200L50 201H45L44 199H42L43 202H41L39 204L38 203L39 201H36L35 205H34V203L32 204L30 202V199H29L30 197H31V199L32 198L34 199V197H36L33 200V202H34L36 199H38L37 197L42 196L43 194L47 195V194L51 193ZM239 191L240 190L237 189L236 193H238ZM21 193H23V194H21ZM14 194H16L17 196L14 195ZM205 194H206V196H205ZM238 194L239 195L237 197H239V196L241 197L242 196L241 192L238 193ZM19 195H21L20 198H19ZM137 195H139V198H137ZM27 197H29L28 198L29 200L27 199ZM201 197H203V198H201ZM129 199H130V201H129ZM147 201H153V202L158 201L157 202V206H154V208L152 210L150 208H148L146 210L145 202H147ZM173 202H174V204H173ZM37 203H38V205H37ZM125 203L127 204V206L125 205ZM129 203H132L131 205H135V207H136V209H135L133 214L132 213H128L126 211V207H128L130 205ZM167 205H169V206H167ZM170 206H172V207L170 208ZM167 208L173 210V212H172L173 214H169V216H168V218L169 217L171 219L173 218V220L170 221L171 219L169 218L168 221H164L165 223L162 222L159 225V227H161V229L159 231L153 233V235H154V236L152 235L153 237H149L147 235L148 233H145V231H149L148 227L152 226V224H150L151 217H153V216L159 217L158 214L160 212H162L163 210L166 211ZM156 210H158V211L156 212ZM191 210H193V211H191ZM165 211H163V212H165ZM135 212H138L137 215L140 217V219L143 220V222L142 221H140V222L138 221L139 220L138 217L134 216ZM233 212H235L236 215ZM132 215L134 217L130 220L131 221L130 222L129 219H130V216H132ZM157 219H155V220H157ZM215 219H211V220L213 221ZM227 219H229L228 223L226 221ZM211 220H210V222H211ZM230 220H232V222ZM128 221H129L130 224L128 223ZM131 224L135 227L134 228L135 232H134V230H131V229L129 230V228L131 227L129 225H131ZM207 224H209V222ZM154 225L157 226V224H155V221H154L153 226L151 227L152 230H153ZM215 225H216V223H215ZM121 227H123V228H121ZM225 227L228 230L226 229V231H225ZM250 228H252L253 231ZM198 232H199L198 230H195L193 235L199 236L200 233H198ZM246 232L248 234H246ZM149 233H150V231H149ZM243 234H245V237H243L244 239L241 237ZM174 235H175V237H174ZM219 235H222V236L224 235V236L222 237V236H219ZM246 235H247V237H246ZM122 236L124 238H120ZM145 236L147 238V240H146L147 242L150 241V240L152 242V243L151 242L148 243V245H150V246H148V248H145V249H149L150 248L151 251H150V254L146 253V254L139 255V254H141V252L144 249H142L141 251L139 249H135V248L133 249V248L130 247L131 245H129V244H131V240L132 239H134V240L137 239V240H139V242L140 241L142 242V238L145 237ZM263 236H262V238H260L261 236L259 237V239H262V240H259L257 238V239H254V241L249 243V244H241L240 248L238 249V256H237V253H235L234 256H236V257H231V259L230 258H226L224 261H222V264H264V237ZM136 237H139L141 240L136 238ZM217 237L220 238V239L215 241V238H217ZM154 238H156L155 241H153ZM123 239L126 241L125 245L123 243V241H124ZM184 239L192 240L193 238L190 239V238L185 237V235H184ZM119 240L120 241L122 240L121 241L122 245L119 242ZM215 243H217L218 246H215V245H217ZM219 243H221V245H219ZM238 243L240 244V242H238ZM123 245L126 246V247L123 248ZM223 245H224V247H223ZM117 247H118V250H120V249L121 250L123 249V251L125 250L124 253L123 252L117 253L120 256L116 255L115 258L112 255H107L108 250H110V249L111 250H113V249L116 250ZM115 250H114V252H115ZM138 252H139V254H138ZM103 254H105V255H103ZM163 254H164V256L165 255H169L165 251H164ZM212 254H214L215 255L214 257L218 258V259L225 255V254H219L218 251H214V252H212ZM51 256H53V257H51ZM48 257L51 258V259L48 260ZM121 257H122V259H121ZM100 258L102 260L99 261ZM159 259L160 260H164L162 255H159ZM95 260L97 261V263L95 262ZM220 260H222V258H220L219 261ZM199 262H200V258H199ZM210 264H214V263L211 262Z\"/></svg>", "mask_w": 264, "mask_h": 264}, {"label": "flooded vegetation", "instance_id": "obj_3", "mask_svg": "<svg viewBox=\"0 0 264 264\" xmlns=\"http://www.w3.org/2000/svg\"><path fill=\"white\" fill-rule=\"evenodd\" d=\"M114 188H118L117 186H115ZM147 191H151L152 189L151 188H147L146 189ZM141 191H144V190H141ZM140 191V192H141ZM137 197H139V195H137ZM158 202V201H157ZM157 202H153V201H147V202H145V208H146V210L148 209V208H150L151 210L154 208V206H157ZM130 205L128 206V207H126L127 209H126V211L128 212V213H134V211H135V209H136V207H135V205H131L132 203H129ZM162 204V203H161ZM167 204V203H166ZM165 204V205H166ZM125 205L127 206V204L125 203ZM163 205V204H162ZM124 211V210H123ZM156 212H157V210H156ZM155 212V213H156ZM137 213L138 212H135V215L134 216H137L138 217V221L140 222V221H142L143 222V220L142 219H140V217L137 215ZM133 215L132 216H130V219H129V221L134 217ZM155 219H157V217L156 216H153V217H151V220H150V224H152V226H153V224H154V220ZM173 220V218L170 220V221H172ZM129 221H128V223H129ZM155 222H156V220H155ZM165 223V222H164ZM161 223H159V224H157V226H154L153 228V230H151V227H148V229H149V231H150V233H149V231H145V233H148V236L149 237H153L154 235H153V233H155V232H157V231H159L160 229H161V227H159V225H160ZM159 227V228H158ZM158 228V229H157ZM182 233V232H181ZM153 235V236H152ZM180 238H181V240H182V242H184V241H186V242H188L190 245H196V246H200V248H193V247H189V246H187V245H185V244H183V247H177V248H175V246L173 245V246H170V248L169 249H167V250H163L162 252L159 250V253H157V255H156V258H155V260H154V264H157L158 263V259H159V255H162L163 256V258H164V260L166 261V262H164V263H162V264H192V262H193V264H210L211 262L213 263L214 262V264H222V261H224L226 258H231V257H236V256H230L229 255V253H231V252H234V251H231V249L230 248H222V249H219V248H217V249H214V248H204V243H203V241L199 238V236H197V235H193V239L192 240H189V239H184V235L181 237L180 236ZM154 240H156V238H154L153 239V241ZM230 247V246H229ZM114 250L115 249H113V250H108V252H107V255H112L113 257H116L115 255H114ZM150 251H151V249L149 248V249H146V250H143L142 252H141V254H139V255H142V254H146V253H149L150 254ZM164 251L166 252V253H168L169 255H165L164 256ZM188 251H190V252H188ZM197 251H199L197 254H194V253H196ZM201 251V252H200ZM214 251H218L219 252V254H225L224 256H222V257H220V258H222V260H220L219 261V259L218 258H215L214 256V254H212V252H214ZM230 251V252H229ZM121 252H122V250H121ZM124 252V251H123ZM188 252V253H187ZM193 253L194 254V259L192 258L191 260H189V263H187V258L185 257L187 254H189V253ZM184 253V254H183ZM237 256H238V250H237ZM103 255H105V254H103ZM138 255V254H137ZM183 255H185V256H183ZM195 255H197L196 257H195ZM227 255V256H226ZM102 256V255H101ZM155 256V255H154ZM206 256V257H205ZM182 257V260L180 259ZM185 257V258H184ZM188 257V256H187ZM200 258V262H197V259H195V258ZM184 258V259H183ZM188 258H190V257H188ZM121 259H122V257H121ZM120 259V260H121ZM100 260H102L101 258L99 259V261ZM177 260H181V261H177ZM97 262V261H96ZM181 262V263H180Z\"/></svg>", "mask_w": 264, "mask_h": 264}]
</instances>
